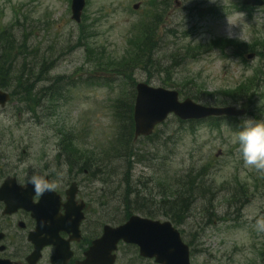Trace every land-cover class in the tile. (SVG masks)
I'll return each instance as SVG.
<instances>
[{
  "label": "rangeland",
  "instance_id": "1",
  "mask_svg": "<svg viewBox=\"0 0 264 264\" xmlns=\"http://www.w3.org/2000/svg\"><path fill=\"white\" fill-rule=\"evenodd\" d=\"M87 1L82 16L86 14L100 21L94 26V40L116 57L123 55L130 26L145 16L152 0ZM242 1L167 0L161 5L165 22L160 28V53L155 58L159 65L152 67L150 73L138 71L136 82L150 79L149 84L159 87L163 79L170 78V81L180 84L191 80L203 89L199 103L210 105L213 100L206 96L207 93H218L236 85L245 76L252 75L255 68L264 70V59L256 57L246 64L234 57L232 51L225 55L220 52L196 53V59L175 57L171 60L168 57L174 50L185 53L189 44L205 45L219 38L247 44L264 40V8L247 13L238 8ZM137 3L140 8L135 11L133 7ZM0 14L2 24L11 27L17 40L25 36L29 39V53L19 57V68L27 65V69L34 70L31 74L36 77L41 63L54 58L55 67L48 75L49 81L41 85L49 84L60 76L77 82V88L68 92L65 105L44 122L41 118L33 119L31 114L19 113L17 102L0 109V130L20 127L22 130L14 133L15 138L28 137L32 127L37 160L42 157L37 153L45 148H48L46 152L50 160L56 154L55 141L47 147L41 141L47 134L44 130L51 125L75 128L84 147H102L113 138L115 129L111 105L118 95L119 86L110 89L107 86L93 87L85 82L91 69L85 63L84 48L77 46L80 29L71 18V0H0ZM229 31L231 38H228ZM168 72L172 73L170 77ZM261 90L264 94V86ZM261 97L255 108L264 106V98ZM174 119L170 118L159 128L167 149L145 141L140 144L150 154V165L147 161L136 163L128 175V187L123 176L126 165L121 162L110 168L114 176L103 188L105 193L101 192V184L89 186L83 181L84 195L92 194L94 199L110 202L120 210L127 190L133 192V201L138 196L159 202L168 179L179 178L191 169L201 175L207 171L204 184L210 188V193L203 194L206 198L196 195L185 223L178 227L184 231L186 242H195L192 264H264V234L253 228L254 219L264 215V175L245 166L237 150L236 132L228 123L222 124L221 131H212L203 125L192 133L189 128L179 129L180 124ZM40 121L45 125H39ZM48 136L52 137L53 133ZM219 152L222 154L217 157ZM143 202L142 199L136 200L133 209L141 208ZM209 204L210 210L214 207L211 213L206 209ZM92 209L99 212L102 208Z\"/></svg>",
  "mask_w": 264,
  "mask_h": 264
},
{
  "label": "trees",
  "instance_id": "2",
  "mask_svg": "<svg viewBox=\"0 0 264 264\" xmlns=\"http://www.w3.org/2000/svg\"><path fill=\"white\" fill-rule=\"evenodd\" d=\"M158 17L150 21L149 25L143 23V21L136 28L137 34L133 35L132 39L128 41L127 51L120 59L114 60L111 57H106L104 52L99 51L93 44L94 33L92 31V26L87 25L89 19L86 20L81 25V30L79 34V42L86 45V52H88L87 58L92 64V74L103 72L111 74H119L122 76L125 81L120 82V84L125 86L124 91L120 94L117 100H115V119L119 123L118 126V136L114 140L113 152L115 154V159L128 158L136 156L134 152V119H133V102L135 99V83L132 80L133 71L136 69H143L149 71V68L152 66L153 54L155 48L157 47V42L155 38L154 23ZM230 47L237 49L239 55L243 51H254L256 50L255 46H249L241 44L240 42L227 39L214 40L207 43V45H197L196 48H192V52L207 51L208 49H216L222 52H225ZM28 43L27 42H18L16 36L12 33L9 28H0V88L1 89H14V94L18 95L22 100H30V103L33 102L34 105H38L39 99L36 95L33 94V89L25 86L23 82L26 77H34L31 70H22L20 73H16L12 63L13 52L20 50L22 53H27ZM42 71L37 75L36 80H39L41 77H46L48 70V65L43 63ZM35 74V72H34ZM18 81V83L13 86L11 81ZM257 80V85L259 80ZM59 80L55 82L58 83ZM128 82L130 84L129 90H127ZM100 86L108 84L112 86L109 82H100ZM255 81H245L242 84L236 86L235 88L224 91L226 98H221L218 103L227 104L231 103H240L251 99L254 93ZM131 89V90H130ZM17 90H20L19 92ZM51 98L52 103L60 102L61 98L64 96L61 94V90H53V87L49 86L45 90ZM21 95V96H20ZM193 98H198L195 94H192ZM218 119L211 121L217 126L219 123ZM106 154V153H105ZM86 156V153H83ZM176 208V207H175ZM124 214V218H128L130 214Z\"/></svg>",
  "mask_w": 264,
  "mask_h": 264
},
{
  "label": "water",
  "instance_id": "3",
  "mask_svg": "<svg viewBox=\"0 0 264 264\" xmlns=\"http://www.w3.org/2000/svg\"><path fill=\"white\" fill-rule=\"evenodd\" d=\"M245 5L262 6L263 0H245ZM73 18L80 22V16L85 8V0H73ZM137 102L134 114L136 123L135 130L137 136L149 135L153 132L154 127L165 121L169 113H175L184 120L208 118L211 116H240L243 111L235 108H205L201 105L194 104L191 100L179 103L177 92H171L163 89H155L147 84H141L137 88ZM10 97L0 91V104L4 106ZM30 210V208H28ZM34 210V209H33ZM36 213L42 232H46L50 237L48 244L60 245L59 241L55 242V237L62 230L79 232L82 215L75 217L72 211H69L66 218H61L60 222L54 227L42 225ZM39 214V213H38ZM146 239V241L144 240ZM121 239H126L129 243H138L142 246V253L148 257H159L158 261L165 264H189L188 247L181 242L180 234L175 231L171 224H156L150 221H143L138 218H132L130 222L122 228H106L105 236L101 241L93 244L91 250L86 254L87 264H107L113 250L116 249V243ZM46 244V243H45ZM44 245L38 248L42 249ZM61 250L63 247L59 246ZM112 260V264H113Z\"/></svg>",
  "mask_w": 264,
  "mask_h": 264
},
{
  "label": "flooded vegetation",
  "instance_id": "4",
  "mask_svg": "<svg viewBox=\"0 0 264 264\" xmlns=\"http://www.w3.org/2000/svg\"><path fill=\"white\" fill-rule=\"evenodd\" d=\"M10 132L11 129H5V131L0 133V188L5 184L7 178L14 181V184L18 186H27L30 184L28 181L32 175L43 174L47 176L51 183L56 184V187L53 189L60 194L61 201L65 203L68 188L75 182L80 187V177H83L85 172L82 163L76 161L71 171L67 170L66 163L60 165L56 159L51 162L50 160L47 161L48 158H46V161L43 160L41 164H29L32 158L30 154H32L33 145L30 144L26 148H23L21 151L22 157H19L18 153L22 148V144L16 141L11 134H8V137L5 136V133ZM69 173L72 174L71 182L70 180L65 181V178H63V176H67ZM10 187L14 188L13 184ZM77 197L78 201H85L88 207L89 204L81 192H79ZM28 198L29 193L24 192L21 195L19 203L26 205H31V203L35 205L39 204L42 195L35 193L31 198V202L28 201ZM8 205L6 201L0 199V264H29L28 259L36 249L34 243L31 241V236L37 230V220L24 208H20V210L7 215L6 210ZM63 211L64 208H61V212ZM84 223H82L81 227V240L71 243L73 259L69 264H82L85 260V253L89 250L92 242L101 237L93 228L84 227ZM60 235L65 240L69 238V235L65 233H61ZM55 252V247H46L42 260L37 264H64L62 260L55 261L53 258ZM116 257L115 264H156L155 260H146L140 256L137 246L124 245L123 243H119Z\"/></svg>",
  "mask_w": 264,
  "mask_h": 264
},
{
  "label": "clouds",
  "instance_id": "5",
  "mask_svg": "<svg viewBox=\"0 0 264 264\" xmlns=\"http://www.w3.org/2000/svg\"><path fill=\"white\" fill-rule=\"evenodd\" d=\"M232 33L228 32V38ZM235 142L238 144V152L245 166L264 175V121H257L254 118H247L239 126V131L235 133ZM33 185L35 192L42 195L45 191H50L56 187L47 176L34 174L28 181ZM254 230L259 234H264V215H259L254 219Z\"/></svg>",
  "mask_w": 264,
  "mask_h": 264
},
{
  "label": "bare ground",
  "instance_id": "6",
  "mask_svg": "<svg viewBox=\"0 0 264 264\" xmlns=\"http://www.w3.org/2000/svg\"><path fill=\"white\" fill-rule=\"evenodd\" d=\"M29 85H30V86H32V85H33V83H30V84H29V83H26V85H25V86H29Z\"/></svg>",
  "mask_w": 264,
  "mask_h": 264
}]
</instances>
